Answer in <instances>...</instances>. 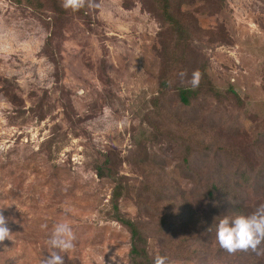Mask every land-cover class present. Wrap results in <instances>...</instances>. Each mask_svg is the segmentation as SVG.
I'll use <instances>...</instances> for the list:
<instances>
[{
	"label": "rangeland",
	"instance_id": "obj_1",
	"mask_svg": "<svg viewBox=\"0 0 264 264\" xmlns=\"http://www.w3.org/2000/svg\"><path fill=\"white\" fill-rule=\"evenodd\" d=\"M57 1L0 0V209L12 232L0 264H41L66 209L76 240L64 264H131L115 184L99 172L121 179L119 210L144 225L152 257L235 264L214 244L184 241L204 230L207 174H252L258 193L244 190L246 204L264 203V0H172L182 37L159 0L66 14ZM196 70L227 99L201 92L181 106L177 90L203 82L192 86ZM164 213L173 232L186 227L156 233ZM255 257L247 264H264Z\"/></svg>",
	"mask_w": 264,
	"mask_h": 264
},
{
	"label": "trees",
	"instance_id": "obj_2",
	"mask_svg": "<svg viewBox=\"0 0 264 264\" xmlns=\"http://www.w3.org/2000/svg\"><path fill=\"white\" fill-rule=\"evenodd\" d=\"M14 1L16 3H21L23 0ZM62 2L63 0L57 1L56 8L60 13L66 14L68 13L69 9H65L62 6ZM159 2L160 4L158 5V10L162 15L165 24L171 29V31H174L176 35L182 37V35H184L187 30L184 24L172 12V0H159ZM87 8L88 7L86 6L78 11L83 13L84 11H87ZM202 75L203 82H201V85L197 89L194 90L192 88H180L177 90L176 98L181 106H190L191 101L196 99L197 95L201 92H203L204 95H210L212 98L219 102L223 99H227V96H223V93L218 91L212 85L209 77L206 74ZM167 85L168 82L163 79L161 81V86L163 88H166ZM228 93L231 95L232 99L239 102V97L233 89H230ZM98 176L111 179L115 184L111 196L113 217L118 223L126 228L130 235L129 258L131 264H154V257H152L148 251V235L144 230V225L141 222L126 218L121 214L119 210V200L122 198L124 190V187H122L121 185V179L117 178L113 174H104L103 172H99ZM190 177L191 180L196 181V184H198L199 180L195 177V174H192ZM205 177V193L200 195L199 198L202 196V199L206 201V203H208V210L203 214L199 213L198 215L197 213L198 219L203 221L202 224H204V230H202V232L197 237H188L184 241V245L187 248L189 247V244L187 243L188 240H194L195 242L201 243H209L210 245L214 244L216 247L217 259H226L227 257H232L231 261L235 264H247L249 258L255 257L257 255L251 250L229 253L226 250L222 249L216 240V223L223 215L226 214L230 216L250 214L259 204H261H246V201L248 200L247 194L244 193V190L251 188L254 194L258 193L255 187L251 185V180L252 178H254V176L252 174H207L205 175ZM262 190V194H264V183L262 184ZM241 196H243V198ZM186 208L187 217L193 216L194 211L187 206ZM169 218L170 217H167L164 213V215L158 222V224L160 225V229L156 233H159L162 236V233L164 232L166 233L165 235H167L168 233L171 236H175L177 232H180L182 228L186 227V225L179 223L176 226L175 231L173 232L171 226L172 224L170 223L171 218ZM180 221L185 222V220ZM166 240L168 241V239ZM162 243L165 244L163 241ZM261 247H264V245H262ZM261 256L264 259V255ZM166 257L168 258V256ZM189 257L190 255L184 258L181 257L180 259L190 260Z\"/></svg>",
	"mask_w": 264,
	"mask_h": 264
},
{
	"label": "clouds",
	"instance_id": "obj_3",
	"mask_svg": "<svg viewBox=\"0 0 264 264\" xmlns=\"http://www.w3.org/2000/svg\"><path fill=\"white\" fill-rule=\"evenodd\" d=\"M62 6L65 9L78 11L84 7H99L95 0H63ZM202 73L196 70L192 73L191 84L198 87ZM106 113L110 110L106 109ZM87 178V177H85ZM3 209V208H2ZM0 209V242L5 239L11 240L12 232L7 226V219ZM65 217L54 224L53 230L47 240L48 245L54 249L41 264H64V257L61 253H67L75 247L76 234L70 220ZM47 227V225H42ZM216 240L219 246L229 253L251 250L257 256L264 255V203L259 204L253 212L244 215H223L216 223ZM154 264H168V258L157 254Z\"/></svg>",
	"mask_w": 264,
	"mask_h": 264
}]
</instances>
